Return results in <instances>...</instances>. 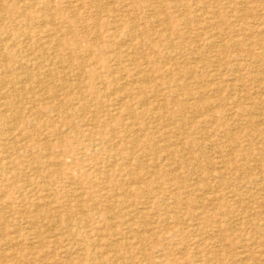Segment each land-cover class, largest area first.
<instances>
[{
    "label": "rangeland",
    "instance_id": "374dc122",
    "mask_svg": "<svg viewBox=\"0 0 264 264\" xmlns=\"http://www.w3.org/2000/svg\"><path fill=\"white\" fill-rule=\"evenodd\" d=\"M263 75L264 0H0V264H264Z\"/></svg>",
    "mask_w": 264,
    "mask_h": 264
},
{
    "label": "bare ground",
    "instance_id": "6f19581e",
    "mask_svg": "<svg viewBox=\"0 0 264 264\" xmlns=\"http://www.w3.org/2000/svg\"><path fill=\"white\" fill-rule=\"evenodd\" d=\"M49 25V24H48ZM37 65V64H36ZM4 68V67H3ZM5 68H8V67H5ZM4 68V69H5ZM222 72V71H221ZM252 73V72H251ZM8 74V73H7ZM250 75V74H249ZM264 76V75H263ZM24 78V77H23ZM25 80V79H24ZM28 80V79H27ZM31 80V79H30ZM27 82V81H26ZM25 82V83H26ZM32 82V81H31ZM238 93V92H237ZM262 94V93H261ZM240 98V97H239ZM238 99V98H237ZM0 100H1V98H0ZM3 100V99H2ZM173 103V102H172ZM8 108H9V106L6 104V103H2L1 104V106H0V109H2V110H4L5 111V113H6V111L8 110ZM244 108V107H243ZM256 110V109H255ZM254 113V112H253ZM256 113V112H255ZM259 113H260V111H259ZM261 114V113H260ZM260 114H258V115H260ZM252 115V114H251ZM131 116H133V115H131ZM238 116V115H237ZM256 116V115H255ZM235 122V121H234ZM237 122V121H236ZM260 124H263V123H261V122H259ZM236 124V123H235ZM259 125V124H258ZM4 132V131H3ZM92 149V148H91ZM23 151V150H22ZM24 162V161H23ZM259 170V169H258ZM9 183H11V182H9ZM28 187H30V186H28ZM15 188V187H14ZM35 188V187H34ZM25 189V188H24ZM44 190V189H43ZM52 191V190H51ZM74 191V190H73ZM204 191V190H203ZM225 191V190H224ZM247 191V190H246ZM54 192V191H53ZM206 193V192H205ZM208 193V192H207ZM44 196V195H43ZM54 196V195H53ZM62 196V195H61ZM56 198V197H55ZM222 200V199H221ZM217 201V200H216ZM239 201V200H238ZM254 201V200H253ZM213 204V203H212ZM250 204V203H249ZM60 205V204H59ZM210 205V204H209ZM56 206V205H55ZM54 206V207H55ZM213 206V205H212ZM61 207H62V205H61ZM199 208V207H198ZM197 208V209H198ZM64 210H65V208H64ZM69 211V210H68ZM71 212V211H70ZM243 212V211H242ZM198 213H200V212H198ZM195 214H197V213H195ZM72 215V214H71ZM74 215H72V217H73ZM186 217V216H185ZM191 217V216H190ZM176 218V217H175ZM179 220V219H178ZM75 221V220H74ZM167 224V223H166ZM169 224V223H168ZM191 225V224H190ZM195 226V225H194ZM223 230V229H222ZM191 231V230H190ZM139 232H141V231H139ZM135 237V236H134ZM129 239V238H128ZM82 241V240H81ZM157 243V242H156ZM155 243V244H156ZM129 244V243H128ZM132 244V243H131ZM144 250V249H143ZM142 250V251H143ZM182 250V249H181ZM156 252V251H155ZM119 254V253H118ZM117 255V254H116ZM177 255V254H176ZM131 261V260H130ZM133 263V262H132Z\"/></svg>",
    "mask_w": 264,
    "mask_h": 264
}]
</instances>
